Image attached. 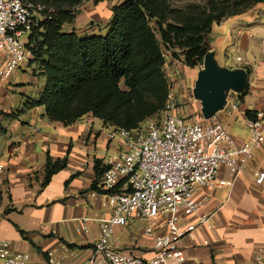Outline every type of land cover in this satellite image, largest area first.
<instances>
[{"label": "crops", "instance_id": "obj_1", "mask_svg": "<svg viewBox=\"0 0 264 264\" xmlns=\"http://www.w3.org/2000/svg\"><path fill=\"white\" fill-rule=\"evenodd\" d=\"M120 1L83 2L68 30L75 29L80 35L88 20L100 15L110 26L111 7ZM221 25L228 42L219 63L247 70L236 113L217 112L240 142L248 135L245 110L264 109V9L228 16L218 23ZM207 46L216 57L209 40ZM32 74L40 78L36 88L27 85L32 80H21L16 87H8L9 80L0 84V238L9 239L12 250L28 252L34 264H84L99 234L98 218L110 214V208L101 204V196L91 194L95 190L91 188L95 160H100V166L107 164L119 144L106 135L110 125L91 113L65 124L50 119L43 105H29L44 85L42 74L36 70ZM15 92L19 99L14 98ZM200 106L193 96L186 105L189 112L199 111ZM47 154L52 159L66 155L67 163L41 187ZM258 171L264 172V144L254 149L231 187L217 186L194 215H186L193 221L206 215V220L180 239L185 254L181 264H264L257 260L264 247V179L260 184L254 181ZM218 176H228L225 165L219 167ZM204 192L200 189L195 196ZM143 226L144 221L137 218L115 225L112 243L142 257L152 256L153 240L143 232ZM50 253L55 263L48 261Z\"/></svg>", "mask_w": 264, "mask_h": 264}, {"label": "built area", "instance_id": "obj_2", "mask_svg": "<svg viewBox=\"0 0 264 264\" xmlns=\"http://www.w3.org/2000/svg\"><path fill=\"white\" fill-rule=\"evenodd\" d=\"M43 8L39 0H0V84L32 57L28 35ZM175 103L170 89L159 116L144 119L134 129L107 127L108 139L118 141L119 149L101 173L99 190L91 194L101 196L110 214L98 218L99 234L84 264H181L185 254L180 239L206 220V215L196 221L186 215H194L217 186L231 187L254 149L264 144V109L245 116L248 135L238 142L217 113L209 118L183 115L176 112ZM237 108L238 97L229 94L224 110L236 113ZM221 165L227 167V177L218 176ZM263 179V171L255 173L256 183ZM200 189L205 192L196 197ZM134 218L144 221L143 232L153 240L154 252L148 258L112 243L114 226ZM10 244L0 238V264H34L28 252L12 250ZM47 259L56 262L52 253ZM257 260H264V247Z\"/></svg>", "mask_w": 264, "mask_h": 264}, {"label": "trees", "instance_id": "obj_3", "mask_svg": "<svg viewBox=\"0 0 264 264\" xmlns=\"http://www.w3.org/2000/svg\"><path fill=\"white\" fill-rule=\"evenodd\" d=\"M39 1L45 8L28 35L32 57L27 64L35 63L44 85L28 104L43 105L50 119L65 124L91 113L109 125L134 129L147 117L160 115L173 87L164 67V49L175 53L179 48L184 63L193 67L202 62L214 22L264 0H238L229 10L216 4L178 7L170 0H121L111 7L105 34L85 35L65 30L64 25L74 20L87 0ZM254 112L246 109L245 115L253 117ZM66 163V155L52 159L47 154L40 186ZM99 164L96 159V177L91 183L95 190H99L98 177L106 166Z\"/></svg>", "mask_w": 264, "mask_h": 264}, {"label": "rangeland", "instance_id": "obj_4", "mask_svg": "<svg viewBox=\"0 0 264 264\" xmlns=\"http://www.w3.org/2000/svg\"><path fill=\"white\" fill-rule=\"evenodd\" d=\"M105 1L108 4L111 3V0H105ZM115 1L116 0H114V2ZM235 1L237 2L238 0H170V3L172 6H178V7H184L188 4H197L200 6L202 5L211 6L216 4L217 6H221L229 10L230 7H232L235 4ZM261 8L264 9V1L256 2L250 7V9H256V10H259ZM90 19H91L90 21L88 20L87 27L80 31L81 32L80 35L105 34L108 31L110 26L107 25V19L104 18V15H100L98 18L96 17V19L93 17H91ZM223 19L224 18H221L220 21ZM220 21L214 22L212 24L211 29L207 34V40H209L214 47L215 53L217 54L216 55L217 61L223 62V54H224V49L228 42L227 41L228 34L226 33L225 27L223 25L218 27V23ZM151 24L153 25L154 29L157 30L155 23L151 22ZM81 25L86 26L85 23ZM71 26H72V22L66 23L64 25V29L68 30ZM156 33L159 36L158 32ZM183 57H184V53H182V51L179 48H175V53H173L170 50L164 49V58L166 61L164 67L165 70L171 75L173 79V87L171 88V90L176 97V103H175L176 111L183 115L196 116L201 113L200 110L189 112L187 110L186 105L188 104V99H190L192 96V86L196 75V69L198 68L200 63L196 64L193 67H189L184 63ZM34 67H35V63H30L29 66L28 64L25 65L23 63L21 68H16L11 73L8 79L9 80L8 87H13V86L16 87V83H19L21 80H24L25 82L32 80L31 83H27V85H32L33 88H36L38 84L36 80L37 79L40 80V78L32 74V70H34ZM32 77L33 79H31ZM13 96L14 98L19 99L20 96L19 92H15ZM8 99L10 100V102L13 101V99L10 98Z\"/></svg>", "mask_w": 264, "mask_h": 264}, {"label": "water", "instance_id": "obj_5", "mask_svg": "<svg viewBox=\"0 0 264 264\" xmlns=\"http://www.w3.org/2000/svg\"><path fill=\"white\" fill-rule=\"evenodd\" d=\"M247 70L241 66L220 64L212 49H207L192 86L193 98L200 101V112L205 118L224 110L229 94L245 91Z\"/></svg>", "mask_w": 264, "mask_h": 264}]
</instances>
